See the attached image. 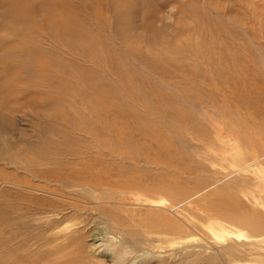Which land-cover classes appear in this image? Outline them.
<instances>
[{"label":"rangeland","instance_id":"374dc122","mask_svg":"<svg viewBox=\"0 0 264 264\" xmlns=\"http://www.w3.org/2000/svg\"><path fill=\"white\" fill-rule=\"evenodd\" d=\"M0 264H264V0H0Z\"/></svg>","mask_w":264,"mask_h":264},{"label":"bare ground","instance_id":"6f19581e","mask_svg":"<svg viewBox=\"0 0 264 264\" xmlns=\"http://www.w3.org/2000/svg\"><path fill=\"white\" fill-rule=\"evenodd\" d=\"M72 262V261H71Z\"/></svg>","mask_w":264,"mask_h":264}]
</instances>
